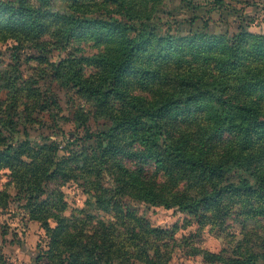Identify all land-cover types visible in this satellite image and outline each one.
I'll return each instance as SVG.
<instances>
[{
    "label": "trees",
    "instance_id": "1",
    "mask_svg": "<svg viewBox=\"0 0 264 264\" xmlns=\"http://www.w3.org/2000/svg\"><path fill=\"white\" fill-rule=\"evenodd\" d=\"M64 1V10L55 0L0 1V41L41 52L26 57L37 64L28 79L17 75V59L11 68L0 62V207L10 189L24 196L47 236L37 264H168L175 226L152 225L134 203L175 207L200 227L242 216L248 223L231 247L234 257L196 252L213 263L264 264V115L261 96L245 99L242 91L264 95V64L255 65L264 60V34L162 37L148 24L138 27L133 5L121 19L107 11L116 0ZM78 38L92 41L95 52L78 57L69 48ZM48 48L67 53L50 62ZM152 55L165 71L141 64ZM236 73L244 85L232 89ZM39 80L70 88L109 126L85 133V143L32 141L18 127L48 108ZM68 182L81 184L89 199L66 214Z\"/></svg>",
    "mask_w": 264,
    "mask_h": 264
},
{
    "label": "rangeland",
    "instance_id": "2",
    "mask_svg": "<svg viewBox=\"0 0 264 264\" xmlns=\"http://www.w3.org/2000/svg\"><path fill=\"white\" fill-rule=\"evenodd\" d=\"M30 1L37 3L40 0ZM87 1L82 0L81 3H87ZM129 2L130 0H126V5H119L117 0L115 3L111 2L107 11H110L114 17L125 19L120 13H124L126 7L133 5L137 17L141 18L137 20L138 27L140 24H148L152 31L155 30V33L158 36L163 35L162 37L171 35L180 36L182 39L190 33L232 36L240 30L264 34V0H153L152 2L134 0L135 4ZM55 3V8L60 10H64L67 4L64 0H55ZM83 9L88 12L96 10L95 7L89 6ZM15 44L16 42L11 38L0 41V62L2 67L11 68L15 66L14 61L17 59L19 61L17 75L28 79L36 71L37 64L36 61L28 62L26 57L41 55V52L29 44L14 48ZM73 47L77 48L75 54L78 57L80 54L91 55L96 49L93 42L87 38L73 39L69 48ZM183 48L187 49L185 46ZM197 52L209 55L203 49ZM66 53L65 50L51 48L44 55L50 62H57L63 59ZM187 58H189L188 55L183 57L182 61H186ZM255 62V65L264 64V60ZM141 64L151 69L162 68L165 71L166 68V64L160 63L154 55ZM210 71L212 74L213 71L211 69ZM242 75L243 73L230 75L232 89L244 85L235 83L242 78ZM210 76L209 72L206 75L209 83L212 81ZM38 85L46 104H49L48 108L34 113V122L20 124L18 127L20 132L25 128L32 141L54 140L59 146H63L67 141L83 138L81 141L85 143V133H96L109 126L106 118H95L91 104L76 95L70 88L67 89L49 80H39ZM242 91L245 99L258 100L261 96L259 103L261 113L264 115V95L256 91L251 92L249 87L243 88ZM144 93L147 94V92ZM86 143L92 144V141L87 138ZM6 172L2 171V173ZM5 181V176H2L0 189ZM62 191L68 205L66 214L72 209L85 207L86 200L89 199L83 186L76 182L66 183ZM9 194L6 206L0 207V264H37L38 254L46 248V232L39 222L30 218L24 196L13 189L9 190ZM132 206L154 226L165 229L175 226L176 241L168 264H221L206 261L196 250L222 254L223 257H234L235 252L231 247L235 241L244 237L242 227L246 220L244 221L242 216H229L223 227L212 225L200 227L191 216L175 207L164 208L144 203H134ZM49 223L54 225L53 221ZM247 226L252 230L258 229L253 223Z\"/></svg>",
    "mask_w": 264,
    "mask_h": 264
}]
</instances>
